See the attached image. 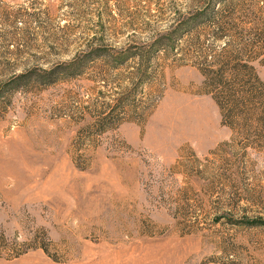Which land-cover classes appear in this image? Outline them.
<instances>
[{
  "label": "rangeland",
  "instance_id": "rangeland-1",
  "mask_svg": "<svg viewBox=\"0 0 264 264\" xmlns=\"http://www.w3.org/2000/svg\"><path fill=\"white\" fill-rule=\"evenodd\" d=\"M212 2L0 0V264H264V139L232 140L171 32ZM233 2L264 34V0ZM133 45L148 82L141 54L88 55ZM57 66L52 83L39 75ZM135 84L139 120L100 130Z\"/></svg>",
  "mask_w": 264,
  "mask_h": 264
},
{
  "label": "trees",
  "instance_id": "trees-1",
  "mask_svg": "<svg viewBox=\"0 0 264 264\" xmlns=\"http://www.w3.org/2000/svg\"><path fill=\"white\" fill-rule=\"evenodd\" d=\"M223 3V0H218L217 4L219 5L216 8L212 2V8L208 11L204 9L197 12L193 16L192 23L183 20L180 27L171 32L176 33L174 37L177 39L182 37L181 33L187 35V50L192 49L190 52L191 58H193L192 65L203 76L204 85L218 106L221 123L229 127L232 132V140H241L243 148L250 145L255 147L264 139V82L260 79L254 65L255 61L264 65V34L260 32L253 37L250 36L236 21L238 16L234 13L237 3L229 0L225 3L226 8L223 7L224 5L221 7ZM171 39L173 38L167 36V38L159 39L152 44L148 56L154 49L163 48L166 50L168 45H171ZM143 49L137 45L118 51L97 47L91 50L88 55L94 60L102 57L108 64L110 55L113 56L114 63H121L127 58L133 59L141 54L143 58H141L138 72L140 80L144 78L148 82L153 77L154 68L149 61L146 63L143 61L145 58ZM115 54L117 55L115 56ZM74 64L80 68L82 61L71 65ZM61 67L64 72L73 74L72 69L62 65ZM59 68L57 66L51 70L41 69L39 75L43 76L45 82L52 83L55 70ZM20 77L22 75L13 80L12 85L18 83L16 81ZM136 89L137 84L133 88L125 90V93L128 91L126 95L117 98L114 105L107 104V111L102 112L96 120L100 130L124 120H139L141 113L136 109L140 106L144 111V102L146 104L147 101L139 102V105L135 107L134 100L136 99L132 91ZM2 91L0 89V94ZM128 110L132 112L131 115ZM224 144H228V142L221 145ZM220 148L221 146L217 147V150ZM261 224H264V221H261Z\"/></svg>",
  "mask_w": 264,
  "mask_h": 264
}]
</instances>
